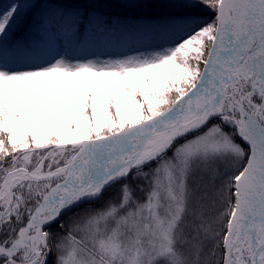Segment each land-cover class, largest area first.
Listing matches in <instances>:
<instances>
[{
    "label": "snow or ice",
    "instance_id": "snow-or-ice-1",
    "mask_svg": "<svg viewBox=\"0 0 264 264\" xmlns=\"http://www.w3.org/2000/svg\"><path fill=\"white\" fill-rule=\"evenodd\" d=\"M0 264H264V0L0 3Z\"/></svg>",
    "mask_w": 264,
    "mask_h": 264
},
{
    "label": "trees",
    "instance_id": "trees-1",
    "mask_svg": "<svg viewBox=\"0 0 264 264\" xmlns=\"http://www.w3.org/2000/svg\"><path fill=\"white\" fill-rule=\"evenodd\" d=\"M8 2V0H0V3H4L6 4ZM118 11V10H117Z\"/></svg>",
    "mask_w": 264,
    "mask_h": 264
},
{
    "label": "rangeland",
    "instance_id": "rangeland-1",
    "mask_svg": "<svg viewBox=\"0 0 264 264\" xmlns=\"http://www.w3.org/2000/svg\"><path fill=\"white\" fill-rule=\"evenodd\" d=\"M65 219H67V217H65ZM53 230H55V227L53 228Z\"/></svg>",
    "mask_w": 264,
    "mask_h": 264
}]
</instances>
